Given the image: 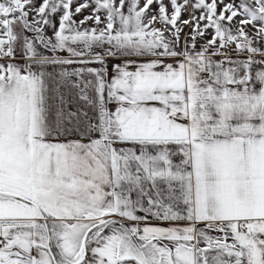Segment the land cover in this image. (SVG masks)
I'll use <instances>...</instances> for the list:
<instances>
[{
	"label": "snow or ice",
	"instance_id": "obj_1",
	"mask_svg": "<svg viewBox=\"0 0 264 264\" xmlns=\"http://www.w3.org/2000/svg\"><path fill=\"white\" fill-rule=\"evenodd\" d=\"M0 264H264V0H0Z\"/></svg>",
	"mask_w": 264,
	"mask_h": 264
}]
</instances>
